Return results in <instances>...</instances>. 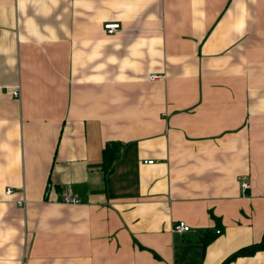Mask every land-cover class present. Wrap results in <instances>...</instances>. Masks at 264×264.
<instances>
[{
  "label": "crops",
  "instance_id": "obj_1",
  "mask_svg": "<svg viewBox=\"0 0 264 264\" xmlns=\"http://www.w3.org/2000/svg\"><path fill=\"white\" fill-rule=\"evenodd\" d=\"M263 236L264 0H0V264H225Z\"/></svg>",
  "mask_w": 264,
  "mask_h": 264
},
{
  "label": "built area",
  "instance_id": "obj_2",
  "mask_svg": "<svg viewBox=\"0 0 264 264\" xmlns=\"http://www.w3.org/2000/svg\"><path fill=\"white\" fill-rule=\"evenodd\" d=\"M106 30L108 31L109 34H113L114 32H117L118 30L121 29L120 24H107L105 26ZM165 76L163 75H153L151 76V80H161L164 79ZM12 95L19 99L20 98V92H19V88L18 90L14 91L12 93ZM149 164H153V162H148ZM240 182H241V186H242V190L243 192H247L248 190H250L251 185L249 182H247L244 178H240ZM15 194L14 190L12 188H8L6 190V195L8 197H11ZM61 198H62V202L66 203V204H71V205H77L80 204V201L73 197L67 190L63 191V193L61 194ZM18 205L20 206H25V202L21 201L18 202ZM190 231V227L183 221L180 222H176L175 224H173V228H172V232L174 234H178V235H184L186 232ZM221 231H217V234H220Z\"/></svg>",
  "mask_w": 264,
  "mask_h": 264
},
{
  "label": "trees",
  "instance_id": "obj_3",
  "mask_svg": "<svg viewBox=\"0 0 264 264\" xmlns=\"http://www.w3.org/2000/svg\"><path fill=\"white\" fill-rule=\"evenodd\" d=\"M121 149V145L119 144H112V145H108L105 148L104 151V163H105V170L108 173H113L114 171V166L115 163L117 162L118 158H119V152ZM213 238L209 237L206 238V240L203 241L204 245H207L208 243H210L212 241ZM260 251H264V236L263 239L261 240L260 243L248 246L246 248H243L241 250H239L238 252H236L235 254H233L227 261L225 264L233 261L234 259L241 257V256H252L255 255L256 253L260 252Z\"/></svg>",
  "mask_w": 264,
  "mask_h": 264
}]
</instances>
